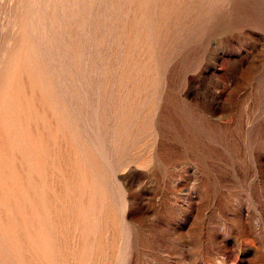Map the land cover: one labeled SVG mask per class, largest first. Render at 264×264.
Instances as JSON below:
<instances>
[{
	"label": "rangeland",
	"instance_id": "rangeland-1",
	"mask_svg": "<svg viewBox=\"0 0 264 264\" xmlns=\"http://www.w3.org/2000/svg\"><path fill=\"white\" fill-rule=\"evenodd\" d=\"M40 67L68 126L12 158L6 264H264V0H0V88L31 117Z\"/></svg>",
	"mask_w": 264,
	"mask_h": 264
},
{
	"label": "bare ground",
	"instance_id": "bare-ground-1",
	"mask_svg": "<svg viewBox=\"0 0 264 264\" xmlns=\"http://www.w3.org/2000/svg\"><path fill=\"white\" fill-rule=\"evenodd\" d=\"M95 3V2H94ZM102 4V3H101ZM95 6V5H94ZM94 6H93V9H94ZM96 9V8H95ZM86 13V12H85ZM84 14V13H83ZM10 15V14H9ZM95 15V14H94ZM30 16V15H29ZM85 16V15H84ZM64 17V16H63ZM93 18V16H92ZM90 18V19H92ZM94 19V18H93ZM29 20V19H28ZM85 22V21H84ZM93 22V21H92ZM28 23V21H27ZM115 23V22H114ZM100 25V24H99ZM61 28V27H60ZM88 28V27H87ZM93 28V26H92ZM89 29V28H88ZM87 30V29H86ZM93 30V29H92ZM2 31V30H1ZM91 31V30H90ZM89 31V33H90ZM70 32V31H69ZM93 32V31H92ZM92 34V33H91ZM90 34V36H91ZM103 34V33H102ZM62 35V33H61ZM65 36V35H64ZM111 37V36H110ZM66 39V37H65ZM85 40V38H83ZM93 39V36L92 38ZM58 41L59 38H58ZM81 41H82V38H81ZM91 42V40H90ZM108 42V41H107ZM95 43V42H94ZM17 44V43H16ZM60 44V42H59ZM67 44H68V41H67ZM82 44L83 41H82ZM12 45H14V42L12 43ZM54 45V44H53ZM58 45V44H57ZM69 45V44H68ZM67 45V46H68ZM61 46V45H60ZM59 48V47H58ZM61 48V47H60ZM69 48V47H68ZM82 49H84V46L82 47ZM86 49V48H85ZM90 49V48H89ZM123 49V48H122ZM62 50V48H61ZM103 50V49H102ZM12 53L11 54H14V56L16 57L17 56V53L14 51L13 47H12ZM63 51V50H62ZM88 51V49L86 50ZM69 52V51H68ZM90 52V51H89ZM88 52V53H89ZM92 52V51H91ZM67 53V52H66ZM87 53V54H88ZM102 53V51H101ZM83 54L84 53V50H83ZM93 54V52H92ZM61 55V54H60ZM54 56V55H53ZM63 56V54H62ZM86 56V55H85ZM84 56V58H85ZM94 56V55H93ZM102 56V54H101ZM48 57V56H47ZM55 57V56H54ZM63 59V58H62ZM87 59H88V56H87ZM71 60V59H70ZM84 60V59H83ZM121 60V59H120ZM67 61V60H66ZM69 61V60H68ZM62 62V61H61ZM72 62V61H71ZM86 62V61H84ZM51 63V61H50ZM97 63V62H96ZM64 64H67L64 63ZM69 64V63H68ZM87 64V63H86ZM85 64V65H86ZM67 66V65H66ZM69 66V65H68ZM73 66V65H72ZM101 67V66H100ZM87 68V67H84V69ZM98 68V66H97ZM38 69V74H37V83H38V86H39V94H38V103L40 105V107H38V110L39 112L36 111V114H34V117H31L29 115V108H30V105L29 103L27 102H22V105H21V110L20 112H17L15 110V107H14V102L13 101H10L11 99V95H10V92H9V85L7 84V88L5 86V84H3V86L0 88V264H6L5 263V259L4 257L2 256V252L1 250L5 249V244H6V239H5V236H4V228H3V224L7 222L8 224V221H16V218H18V222H14L13 224H8V227L9 229H11V233H13L14 235H16L15 233H17V231L20 229V228H24L27 226V223H28V220H29V216H28V213L26 211V206H25V199H24V194H25V190H26V185L24 184L23 180H22V177L21 175L19 174L18 170L15 169L16 167V164H14L15 162L12 161V158L14 159L15 157V153L17 154L18 151L23 153L28 159L30 158V161H31V165H32V169L33 170H36V165L38 162L41 161V155H40V143H41V139L43 138L42 137V130L40 131H36V125L38 126H43L44 124H46V127L47 129L50 131V134L51 136H56V130L59 129V127L61 126H68L67 125V117H65V109L63 107L62 111H61V103L59 102V99L58 98H53L52 97V94H51V88H50V84H49V81L47 79V74H46V70L45 68L43 67H40V68H36ZM73 69V67H72ZM51 70V69H50ZM58 72L60 73L59 69H57ZM75 70V69H73ZM52 71V70H51ZM96 71V70H95ZM103 71V70H102ZM52 73V72H51ZM72 73V71H71ZM53 74V73H52ZM75 74V73H74ZM73 74V75H74ZM98 74V72H97ZM96 74V75H97ZM117 74V73H116ZM90 75V74H89ZM103 75V74H102ZM63 76V75H62ZM77 76V75H76ZM86 77V76H85ZM25 78V77H24ZM62 78V77H61ZM76 78V77H74ZM81 78V76H80ZM93 78V77H92ZM99 78V77H98ZM2 72H0V86L2 84ZM64 79V78H63ZM69 79V78H68ZM165 79V78H164ZM25 80V79H24ZM65 80V79H64ZM67 80V79H66ZM77 80V79H76ZM80 80V79H78ZM83 80V79H82ZM93 80V79H92ZM98 79L96 78V81L94 82H99V80L97 81ZM61 81V79H60ZM88 80H86L87 82ZM69 82V81H67ZM78 82V81H77ZM93 82V81H92ZM116 82V81H115ZM27 83L28 84H32V81L31 80H27ZM79 83V82H78ZM49 84V85H48ZM62 84V83H61ZM82 83H80L81 85ZM88 84V82H87ZM95 84V83H94ZM98 84V83H97ZM69 85V83H68ZM89 85V84H88ZM96 86V84H95ZM94 87V86H93ZM81 88H83L81 86ZM99 87L97 86V88H94V89H98ZM63 89V87H62ZM113 89V88H112ZM69 90V89H68ZM83 90V89H82ZM81 90V91H82ZM87 90V89H85ZM100 90V89H99ZM164 90V89H163ZM64 91V90H63ZM84 91V90H83ZM91 91L93 92V89H91ZM7 92L9 96H7ZM59 92V91H58ZM88 92V91H87ZM97 92V91H96ZM64 93V92H63ZM83 93V92H82ZM86 93V91L84 92ZM94 93V92H93ZM98 93V92H97ZM86 95V94H84ZM110 95V94H109ZM69 96V95H68ZM87 96V95H86ZM85 96V97H86ZM97 96V95H96ZM81 97V96H80ZM71 98V96H70ZM88 98V97H87ZM86 98V100H87ZM95 98V97H93ZM75 99V98H74ZM99 99V97H98ZM81 100V99H80ZM97 100V97L96 99ZM94 100V101H95ZM68 101V100H67ZM70 103L69 105L71 104V100H69ZM75 100H73L72 102H74ZM90 101V100H87V102ZM92 101V100H91ZM90 101V102H91ZM99 101V100H98ZM76 103V102H74ZM80 103V102H79ZM96 103V102H95ZM68 104V103H67ZM86 104V103H85ZM90 104V103H89ZM92 104V102H91ZM68 105V106H69ZM74 105V104H73ZM82 105V104H81ZM98 105H99V102H98ZM98 105H95L98 106ZM76 106V105H74ZM86 106V105H85ZM158 105H156L155 109L157 108ZM72 108V105L70 106ZM94 107V108H95ZM159 107V106H158ZM34 110H36L35 107H33ZM76 108V107H75ZM97 108V107H96ZM110 108V107H109ZM77 109V108H76ZM84 109V108H83ZM82 109V111H83ZM78 110V109H77ZM85 110V109H84ZM157 110V109H156ZM87 110H85L86 112ZM94 111V109H93ZM111 111V110H110ZM73 112V110H72ZM78 112V111H77ZM95 112V111H94ZM93 112V113H94ZM49 114L48 116H46V114ZM76 113V112H75ZM90 113V112H89ZM88 113V114H89ZM111 113V112H110ZM37 114L39 115L38 119H37ZM80 114V113H79ZM83 114V112H82ZM86 114V113H85ZM109 114V113H108ZM75 116V115H74ZM73 116V117H74ZM80 116V115H79ZM85 116V115H84ZM89 116V115H88ZM91 117V116H90ZM89 117V118H90ZM95 117V116H94ZM84 118V117H83ZM82 118V119H83ZM87 118V117H86ZM86 118H84L85 120H83L84 122L86 121ZM52 119H54V121L52 122ZM80 119V120H82ZM30 120L32 121V124H30ZM76 120V119H75ZM91 120V118H90ZM77 121V120H76ZM82 121V123H84ZM98 121V119H97ZM113 121V120H112ZM78 122V121H77ZM76 122V123H77ZM87 122V121H86ZM111 122V121H110ZM97 123V122H96ZM99 123V122H98ZM81 124V123H80ZM93 124V122H92ZM34 125V133L31 131L30 127ZM96 125V124H95ZM99 125V124H98ZM111 125V124H110ZM79 126V125H78ZM82 126V125H81ZM91 126V125H90ZM113 126V125H112ZM89 127V126H88ZM97 126H95L96 128ZM33 128V127H32ZM82 128V127H81ZM83 128H87L86 125L83 127ZM111 128V126H110ZM80 129V128H79ZM91 129V127H90ZM89 129V130H90ZM98 129V127H97ZM105 130V129H104ZM85 132L86 133V130H82V132ZM96 131H100V130H96L95 129V133ZM81 132V131H80ZM83 132V133H84ZM112 132V131H109V133ZM89 133V132H88ZM87 133V135H88ZM99 133V132H98ZM91 135V134H90ZM93 135V134H92ZM101 135V133H100ZM89 136V135H88ZM94 136V135H93ZM96 136V135H95ZM94 136V137H95ZM111 136V135H110ZM87 137V136H86ZM93 137V138H94ZM87 139H90V137ZM92 139V138H91ZM95 139V138H94ZM110 139V138H109ZM101 140V139H100ZM68 141V140H67ZM89 141V140H88ZM94 142V141H93ZM97 142V140H96ZM104 142V141H103ZM110 142V141H109ZM91 143V142H90ZM98 143V142H97ZM96 143V144H97ZM108 143V142H107ZM64 144V143H63ZM105 145V144H104ZM107 145V144H106ZM111 145V143H110ZM63 146V145H62ZM96 145L94 144V146H91L90 147H95ZM98 146H100V151L102 152V150L104 149V146L102 144L101 141H99V144ZM99 148V147H98ZM97 148V149H98ZM106 148V147H105ZM111 148V147H110ZM108 149V148H107ZM105 151V150H103ZM108 151H106L107 153ZM1 153L6 155L5 156V161L4 159L1 160ZM102 152V157L105 159V158H109L108 155ZM99 154V153H98ZM110 155V154H109ZM101 157V156H100ZM112 158V157H111ZM114 159V158H113ZM103 160V159H102ZM103 162V161H102ZM106 162V161H105ZM104 162V163H105ZM114 162V161H113ZM110 163V162H109ZM112 163V162H111ZM103 164V163H102ZM109 166V165H108ZM115 166V165H114ZM118 172V171H117ZM196 173V172H195ZM130 175V174H129ZM127 177V176H126ZM187 177V176H186ZM172 178V177H171ZM113 179V178H112ZM191 180V179H190ZM189 180V181H190ZM106 181V180H105ZM113 181V180H112ZM116 181V180H115ZM114 182V181H113ZM125 182V181H124ZM123 182V183H124ZM121 183V182H120ZM122 183V184H123ZM126 184V183H125ZM114 185V184H113ZM117 186V185H116ZM115 186V187H116ZM122 186V185H121ZM124 186V185H123ZM59 189V188H58ZM118 189V188H117ZM116 189V190H117ZM114 192V190H112ZM192 191V190H191ZM119 192V191H117ZM190 192V191H189ZM116 194V193H115ZM121 194V193H120ZM191 194V192H190ZM117 196V194H116ZM128 197V196H127ZM132 197V196H131ZM131 200V198H129ZM192 199V198H191ZM133 200V198H132ZM84 201V199H83ZM114 201V200H113ZM128 201V200H127ZM134 201V200H133ZM187 201V200H186ZM120 202V201H119ZM118 202V204H120ZM192 202V201H191ZM121 203L123 205H125L126 203V195H123L121 196ZM197 203V202H195ZM117 204V205H118ZM193 205V204H192ZM198 205V203H197ZM119 207V206H118ZM193 207V206H192ZM123 208V206H122ZM121 208V210H122ZM131 208V207H130ZM132 209V208H131ZM120 210V212H121ZM199 210V208H198ZM129 211V210H128ZM127 211V212H128ZM123 212V211H122ZM131 212V211H129ZM197 212V211H196ZM2 215V216H1ZM123 215V214H122ZM128 215V214H126ZM122 217V216H121ZM120 218V217H119ZM127 218V217H126ZM197 218V217H196ZM124 219V218H123ZM122 219V220H123ZM132 219V218H131ZM121 220V219H120ZM127 222V220L125 221ZM124 222V223H125ZM128 223V222H127ZM183 223V222H182ZM123 223L121 222V225ZM195 224V223H194ZM120 225V226H121ZM128 225V224H127ZM197 225V224H196ZM126 226V225H125ZM124 226V227H125ZM127 227V226H126ZM129 227V226H128ZM159 227V226H158ZM190 227V226H189ZM19 228L17 231L16 229ZM122 228V227H121ZM130 228V227H129ZM129 228H127L129 230ZM126 229V228H125ZM132 229V228H131ZM130 229V231H131ZM132 233V232H131ZM180 233H184V232H180ZM179 233V234H180ZM126 234V233H125ZM124 234V235H125ZM184 235V234H183ZM126 236V235H125ZM153 236V235H152ZM137 240V239H136ZM131 241V240H130ZM129 243V242H128ZM160 246V245H159ZM162 247V245H161ZM124 250V249H123ZM127 250V249H126ZM132 250V249H131ZM166 250V249H165ZM196 250V249H195ZM125 251V250H124ZM176 251V250H175ZM122 252V251H120ZM128 252V251H127ZM133 252V251H132ZM166 252V251H164ZM168 252V251H167ZM112 253V252H111ZM119 253V252H118ZM183 253V252H182ZM191 253V252H190ZM126 254V253H124ZM135 255V254H134ZM168 256V255H167ZM181 256V255H179ZM186 256V255H185ZM189 256V255H188ZM134 257V256H133ZM190 257V256H189ZM195 257V256H194ZM183 258V257H182ZM176 259V258H175ZM162 260V259H161ZM133 261V260H132ZM131 261V262H132ZM155 261V260H154ZM179 262V261H177ZM193 262V261H192ZM155 263V262H154ZM162 263V262H160ZM194 263V262H193ZM165 264V263H163ZM176 264V263H175ZM197 264V263H196Z\"/></svg>",
	"mask_w": 264,
	"mask_h": 264
}]
</instances>
